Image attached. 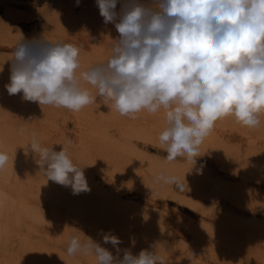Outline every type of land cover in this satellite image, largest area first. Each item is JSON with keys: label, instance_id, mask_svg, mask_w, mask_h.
Listing matches in <instances>:
<instances>
[{"label": "rangeland", "instance_id": "374dc122", "mask_svg": "<svg viewBox=\"0 0 264 264\" xmlns=\"http://www.w3.org/2000/svg\"><path fill=\"white\" fill-rule=\"evenodd\" d=\"M93 13L99 14L96 0H79L78 6L77 0H0V25L11 28L0 40V150L9 156L0 169V194L8 202L0 206V264H97L94 255L92 260L68 255V241L86 235L103 246V234L113 232L128 244L154 234L161 243L154 241V248L166 252V264H264V253L246 243L247 236L264 233V116L256 128L233 117L218 120L191 168L181 158L165 159L158 141L166 127L163 109L133 119L103 99L73 112L8 94L12 53L21 39L74 35L65 42L89 55L91 66L106 61L111 54L97 56L89 46L96 30L89 19ZM72 17L80 20L70 24L66 19ZM107 25L103 36L118 33L113 23ZM91 66L80 61L77 76ZM82 85L96 94L93 86ZM33 138L56 151L67 148L84 167L90 190L74 194L71 187L47 181L28 149ZM161 171L179 177L185 191L154 183ZM240 188L248 199L238 194ZM149 217L154 227L147 226ZM135 250L130 252L138 255Z\"/></svg>", "mask_w": 264, "mask_h": 264}, {"label": "clouds", "instance_id": "9594fccd", "mask_svg": "<svg viewBox=\"0 0 264 264\" xmlns=\"http://www.w3.org/2000/svg\"><path fill=\"white\" fill-rule=\"evenodd\" d=\"M120 2V10L117 4ZM105 24L119 33L111 55L77 76L80 48L47 39L24 41L13 49L9 95L41 105L78 112L98 100L110 102L121 116L135 118L163 109L166 127L158 141L172 162L196 164L199 146L226 117L256 128L264 116V0H96ZM79 0H77V6ZM93 86L96 94L82 85ZM28 149L47 181L89 191L83 171L60 151L35 138ZM9 156L0 150V169ZM185 180V177H184ZM154 183L185 191L175 175L157 173ZM104 244L120 252L122 241L105 233ZM94 255L97 264H163L152 251L122 258L85 235L73 236L67 254Z\"/></svg>", "mask_w": 264, "mask_h": 264}, {"label": "bare ground", "instance_id": "6f19581e", "mask_svg": "<svg viewBox=\"0 0 264 264\" xmlns=\"http://www.w3.org/2000/svg\"><path fill=\"white\" fill-rule=\"evenodd\" d=\"M90 17H89V19H90V21L92 22V23H94L93 25L96 27L95 29L96 30H94V33H93V35H92V41H91V44L89 45L90 46V48L91 49H93L94 50V53H97L96 55L97 56H99V55H102L103 56V54L102 53H105V52H107L109 55L111 54V46H112V39H117L118 38V36H119V34L118 33H114V36L112 37V36H103L104 34H102V30H105L104 29V27H106V25L107 24H105L104 22H103V18L100 16V14H97V15H94V13H93V15H89ZM73 19L71 20L70 18L69 19H66L67 21H69V22H71L70 24H72V21H73V23H75L76 21H78V20H80L79 18H75V17H72ZM1 22V21H0ZM91 22H90V25H91ZM3 25H5V24H3ZM111 25V24H110ZM7 26V25H6ZM3 27L2 25H0V40L3 38V36L5 35H8V34H10L11 33V28L10 27ZM108 26V25H107ZM86 27V26H85ZM78 28V27H77ZM76 28V29H77ZM88 27H86V29H87ZM90 29V28H89ZM88 29V30H89ZM91 29L93 30L94 29V27L92 28L91 27ZM90 29V30H91ZM85 31V30H84ZM83 31V32H84ZM87 31V30H86ZM73 37H74V35L73 36H66V37H57V38H52V37H50L49 39H47V40H49V41H54V42H56V41H63V42H65V41H67V40H69V39H73ZM4 39V38H3ZM8 39V38H7ZM34 40H36V39H34ZM33 41V40H32ZM86 54V53H85ZM80 56H81V59H80V61L82 62V64L83 65H87V66H91V59H90V56L88 57V56H83V54L81 55V53H80ZM101 56V57H102ZM6 166V165H5ZM7 166H8V164H7ZM6 168V167H5ZM3 170V169H2ZM198 188V187H197ZM200 188V187H199ZM197 190V189H196ZM200 190V189H199ZM221 190V189H220ZM198 191V190H197ZM222 191H229L228 189H226V187H224V189H222ZM246 190L245 189H238V194H240L242 197L244 196V197H248L249 195V193H247V192H245ZM236 192V191H235ZM234 192V193H235ZM203 193V192H202ZM197 194H199V192H197ZM201 194V193H200ZM0 195H3L2 196V198H0V206L1 205H6L8 202H7V197L5 198L4 197V193L3 194H0ZM202 195V194H201ZM200 196V195H199ZM246 197V198H247ZM9 198V197H8ZM248 199V198H247ZM85 209V208H84ZM56 212V211H55ZM54 212V213H55ZM112 212V211H111ZM115 212V211H114ZM55 214H57V213H55ZM54 214V216H56ZM58 215V214H57ZM113 216H114V214H113ZM120 216V215H119ZM112 217V216H111ZM122 219H123V217H125V219H126V216L125 215H123V217H122V215L120 216ZM113 218V217H112ZM150 218V217H149ZM128 219H131V218H128ZM127 220V219H126ZM145 220H147V221H149L150 220V223L149 222H147L149 225H147V226H149L150 228H151V226L154 224V221L150 218V219H145ZM145 220H144V223H145ZM190 221V220H189ZM143 222V221H142ZM143 223V224H144ZM152 223V224H151ZM146 224V223H145ZM151 225V226H150ZM153 227H154V225H153ZM159 227V226H158ZM225 227V228H224ZM223 228V230H225V229H227L226 227V225L224 226ZM258 227V226H257ZM229 228V227H228ZM131 229V228H130ZM219 229H221L220 227H219ZM260 229V228H259ZM132 230V229H131ZM148 230V229H147ZM222 230V231H223ZM256 231H257V229H255ZM262 230V229H261ZM263 230H264V228H263ZM262 230V231H263ZM127 231H128V228H127ZM148 231H150V230H148ZM117 232V231H116ZM225 231H223V233H224ZM258 232V231H257ZM114 234H112V235H115L116 236V234H115V232H113ZM128 233H130V231H128ZM146 233V232H145ZM226 233V232H225ZM224 233V234H225ZM250 233H252V231L250 232ZM263 233V232H262ZM262 233H254V234H251V235H249V236H247L246 237V243H247V245H249V246H251V248L253 247L254 248V251H256L258 254H260L261 252L262 253H264V249H262L261 247L262 246H260V241H262V239H264V233L262 234ZM124 234V233H123ZM217 234H218V232H217ZM220 234V233H219ZM119 235V234H118ZM126 235V234H125ZM129 236V235H128ZM138 236V235H137ZM139 236H140V234H139ZM231 236H232V234H231ZM138 238V237H137ZM135 238L136 239V241L133 243V242H131L130 244H128V243H126V238H125V241H123V238L122 239H120L121 241H123L124 242V244L126 245L127 244V246H128V249H129V251H131V250H135V249H137L138 251L140 250H142V249H147V250H149V251H152V252H155L161 259H162V261H163V264H166V262H167V260H166V258H165V253L162 251V252H156V250H155V242H156V244H158L159 243V241L156 239V236L153 234V235H148V236H146V235H141L140 236V238ZM233 238H235V237H232V239ZM130 239H131V237H130ZM239 239V238H238ZM160 240V239H159ZM222 240H224V239H222ZM241 240V239H240ZM155 241V242H154ZM164 241V240H163ZM237 241V240H236ZM158 242V243H157ZM161 242V241H160ZM167 243V242H166ZM241 243H243L242 241H241ZM103 244V247H106L107 249H109L110 251H112L113 252V255L115 256V255H118L119 257H121L122 258V256H123V252L126 250V249H124L123 250V248L121 247L122 245L120 244L119 245V249H120V252L119 253H117V251H116V249L111 245V244H104V243H102ZM160 244L161 243H159V245L158 246H160ZM165 244V243H164ZM170 245L172 244V243H169ZM239 243H237L236 245L239 247V245H238ZM263 244H264V242H263ZM235 245V246H236ZM243 245V244H242ZM140 246H141V249H138V247L140 248ZM162 246V245H161ZM175 246V245H174ZM236 246V247H237ZM170 247V246H169ZM237 247V248H238ZM161 248V247H160ZM166 248H167V246H166ZM171 248H173L172 246H171ZM178 248V247H177ZM249 248V247H248ZM174 249H176V248H174ZM164 250H165V248H164ZM253 250V249H252ZM136 251V250H135ZM134 251V252H135ZM138 251H136V252H138ZM171 251V250H170ZM133 252V253H134ZM135 252V253H136ZM137 254H139V253H137ZM90 256L91 255H88L87 257L89 258V259H91L92 260V258H90ZM264 259V257H261L260 259ZM181 261V260H180ZM187 261V260H186ZM181 262H183V261H181ZM188 262V261H187ZM185 263V262H184ZM187 264V263H186Z\"/></svg>", "mask_w": 264, "mask_h": 264}]
</instances>
